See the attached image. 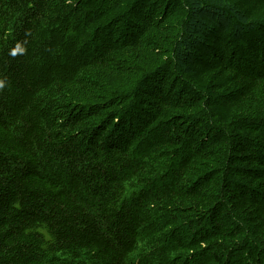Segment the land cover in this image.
<instances>
[{
    "label": "trees",
    "instance_id": "obj_1",
    "mask_svg": "<svg viewBox=\"0 0 264 264\" xmlns=\"http://www.w3.org/2000/svg\"><path fill=\"white\" fill-rule=\"evenodd\" d=\"M0 264H264V0H0Z\"/></svg>",
    "mask_w": 264,
    "mask_h": 264
}]
</instances>
